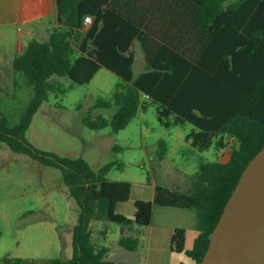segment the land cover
Wrapping results in <instances>:
<instances>
[{
	"label": "trees",
	"instance_id": "obj_1",
	"mask_svg": "<svg viewBox=\"0 0 264 264\" xmlns=\"http://www.w3.org/2000/svg\"><path fill=\"white\" fill-rule=\"evenodd\" d=\"M56 0L57 27L45 42L32 40L15 57L13 70L24 77L33 96L20 123L10 127L0 109V149L28 156L61 171L69 196L79 207L72 230V257L49 264H123L105 260L108 248L92 242L91 222L107 221L123 228L148 227L154 206L196 210L197 237L186 251V230L175 229L171 251L186 252L200 264L224 208L243 171L264 147V0ZM91 17L92 24L85 25ZM138 42L146 69L135 77ZM106 68L126 84L118 85L111 100L99 99L94 109L114 110L111 119L91 115L84 125L93 131L126 129L148 99L158 120L167 126L190 123L187 137L202 152L233 144L230 159L202 163L189 192L155 187L153 202H135L134 219L116 212L130 200L132 185L108 181L110 163L95 172L83 159L62 158L33 147L25 135L33 117L50 93H63L54 76L73 84L90 83ZM229 142V143H228ZM62 253L64 239L59 233ZM119 246L135 252L139 240L123 237ZM2 264H30L20 258ZM139 264V263H138Z\"/></svg>",
	"mask_w": 264,
	"mask_h": 264
},
{
	"label": "rangeland",
	"instance_id": "obj_2",
	"mask_svg": "<svg viewBox=\"0 0 264 264\" xmlns=\"http://www.w3.org/2000/svg\"><path fill=\"white\" fill-rule=\"evenodd\" d=\"M49 38L46 36L39 41ZM15 43L18 47V41ZM29 43L27 38L20 42L24 52ZM5 51L7 61L9 47ZM140 64L138 58L133 67L135 77L141 73ZM56 81L60 82L63 93L49 94L33 117L25 135L27 141L43 152L83 159L95 172L107 164H114L107 180L132 185L130 200L119 203L116 208L118 214L129 219H134L135 201L153 202L155 187L187 194L202 163H224L232 153L234 145L229 142L222 154L217 153L215 145L220 138L214 139L213 146L204 152L192 146V141L186 139L196 128L190 123L176 125L172 119L167 126L161 124L156 105L148 99L142 100L147 108L140 109L128 127L119 133L115 134L110 127L102 131L90 130L84 125L89 114L94 119L98 116L111 119L114 114V110L94 109L97 101L111 100L118 85L126 83L106 68L85 85L54 76L51 82ZM32 96V89L24 77L15 74L11 64H1L0 109L10 127L20 123ZM78 217L79 207L69 196L60 170L41 166L28 156L14 154L5 145L1 147L0 258H20L31 261L30 264H49L54 259L68 261L72 257V230ZM196 222V210L154 206L152 223L148 227L133 224L125 229L115 223L93 220L92 242L98 249L109 248L105 257L109 262L148 264L149 258L161 253L164 264H194L186 252L171 253L168 257V243L159 234L163 228L187 230L186 251H189L197 237V229L193 227ZM122 228L126 236L140 241L137 252H129L118 245ZM59 233L65 243L63 253Z\"/></svg>",
	"mask_w": 264,
	"mask_h": 264
},
{
	"label": "water",
	"instance_id": "obj_3",
	"mask_svg": "<svg viewBox=\"0 0 264 264\" xmlns=\"http://www.w3.org/2000/svg\"><path fill=\"white\" fill-rule=\"evenodd\" d=\"M200 264H264V147L243 171Z\"/></svg>",
	"mask_w": 264,
	"mask_h": 264
},
{
	"label": "crops",
	"instance_id": "obj_4",
	"mask_svg": "<svg viewBox=\"0 0 264 264\" xmlns=\"http://www.w3.org/2000/svg\"><path fill=\"white\" fill-rule=\"evenodd\" d=\"M120 2H123V0ZM57 26L58 25H57L56 0H0V50L3 52L0 58V65L11 64V67L13 68V61L15 57L23 54L24 52L20 44L21 41H23L25 38H27L29 42H31L32 40H38V41L42 40L43 37L46 36H48L49 38L50 33ZM15 40L18 41V45H17L18 47H15L16 44ZM8 47L10 50L9 53L10 58L6 61L5 60L6 58L4 59V57H6L5 50H7ZM137 47L139 48L138 52L136 51ZM133 51L135 52L134 66L136 60L140 58L141 73H143L146 69V61H145L144 52L141 49L138 42H136L133 45ZM142 62H144V64H142ZM216 151L218 154H222L223 152V150H217V149ZM229 159L224 163L228 162ZM196 226H197V222L194 224L193 227L195 228ZM175 229L163 228L162 232L159 234V237H164L166 239V242L168 243L167 255L173 253L171 251V238ZM125 233L126 230L122 228L120 230L119 240L123 237H127ZM186 238H187V230H186ZM151 243H154V241L152 240ZM140 246L141 243L139 241L138 249L140 248ZM105 247L108 248L107 246ZM0 259H4V258H0ZM163 260L164 257L162 256V254L158 253L152 259L149 258L148 264H164Z\"/></svg>",
	"mask_w": 264,
	"mask_h": 264
},
{
	"label": "built area",
	"instance_id": "obj_5",
	"mask_svg": "<svg viewBox=\"0 0 264 264\" xmlns=\"http://www.w3.org/2000/svg\"><path fill=\"white\" fill-rule=\"evenodd\" d=\"M92 24V18L91 17H86L85 18V25L90 26Z\"/></svg>",
	"mask_w": 264,
	"mask_h": 264
}]
</instances>
